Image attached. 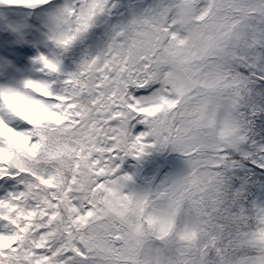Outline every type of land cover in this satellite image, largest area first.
<instances>
[{
    "label": "snow or ice",
    "instance_id": "obj_1",
    "mask_svg": "<svg viewBox=\"0 0 264 264\" xmlns=\"http://www.w3.org/2000/svg\"><path fill=\"white\" fill-rule=\"evenodd\" d=\"M52 0H0L7 9H36ZM110 0H76L54 17L52 42L57 59L41 54L35 63L48 79H6L0 84V264H87L85 249L74 239L80 217L91 205L88 193L119 176L130 160H140L147 126L138 112L147 107L155 87L130 82L123 71V56L110 43L90 56L75 71L65 72V54L86 37L98 17L107 13ZM14 22L9 20V25ZM11 37L0 33V64L11 77L25 49L9 47ZM17 42H22L17 38ZM264 52V42L261 44ZM6 58V59H4ZM13 63H9V62ZM254 98L243 109L244 121L236 130L234 147L223 153L231 162L229 181L241 207L264 219V203L254 204L253 191L240 173L236 159L241 146L255 180L264 181V143H254L251 128L264 107V55L246 68ZM44 113V115H41ZM18 122L19 127L9 123ZM115 172L116 177L111 173ZM243 175L244 179L237 177ZM259 187L264 188V184ZM264 242V232L260 234ZM249 264H264V257Z\"/></svg>",
    "mask_w": 264,
    "mask_h": 264
},
{
    "label": "rangeland",
    "instance_id": "obj_2",
    "mask_svg": "<svg viewBox=\"0 0 264 264\" xmlns=\"http://www.w3.org/2000/svg\"><path fill=\"white\" fill-rule=\"evenodd\" d=\"M189 1L194 6V14L191 17L192 23L190 21L191 24L189 23L186 28L181 24L178 5L181 2ZM75 2L52 0L51 4L36 9L0 7V33L11 37L8 41L9 47L21 48L27 51V54L22 56V62L14 64L11 77L5 75V67L0 64V84H3L6 79L16 84L25 79H48L47 76H44V73L39 71L41 65L35 63L36 57L41 54L47 57L51 54L52 59L59 57L60 53L57 57L55 56L56 52L52 51L56 45L50 38L55 27L54 17L66 5ZM124 4L135 5L134 20L120 16L122 10H127L128 5ZM110 5L107 11L108 14L98 17L94 24L98 27L99 25L101 27L102 24V29L108 34L109 39L105 38L103 34H99V38H96L92 33L88 34L86 42L77 43L70 53L65 54L66 58L63 59L62 64L63 70L72 72L84 59L92 56L95 53L91 48L93 44L99 45L103 52L110 43L114 48L119 44L123 46L124 43L118 42H120L119 39L122 40L123 37L125 39L126 36L131 42H127L128 54L126 56L128 57L126 63L132 62L135 69H138L142 55L153 56L156 58V62L162 55L161 62H149L144 65V71L148 79L145 85L140 86L147 87L155 80L161 79L159 87L152 85L157 91L146 108L151 114L157 116L159 114L164 116L162 111L167 112L169 106L176 104L180 107L178 100L182 96L178 95V85L172 77L180 62L184 65L183 60L178 58L179 46L181 51L183 45H179L176 41L177 35L182 33L180 29L189 33L192 30L195 33L193 27L204 22L198 28L196 36L202 35L205 29H210L209 32L212 38L208 39L206 44L211 45L212 52H217L224 49V43L219 37H222L224 33L230 35L235 32V36L238 38V32H248V29L252 28L250 26H253V24L243 22L245 20H241V18L246 19L248 15L255 17L259 15L260 10H264V0H110ZM10 19L14 22L11 25H9ZM113 19L117 23L115 26ZM105 22L109 28H107ZM258 34L262 36L264 33L260 31ZM17 38L22 42H17ZM103 42L109 43L102 45ZM159 51H161L160 55ZM116 55L118 56L117 53ZM9 63L13 62L10 61ZM212 66L211 63L201 62L187 67L190 73L200 72L205 74L195 81V84L204 85L210 80L209 87L213 89L206 92L207 95L200 100V103L197 98H194L192 105L196 106L199 103L200 109L198 116L191 124V133L187 135L186 127L190 124L185 118H175L171 115L172 119L169 118L172 122L169 120L171 126L168 138L162 139V135L159 134L151 141L154 145L150 146L145 139L150 138L148 135L152 131L147 128L146 135L140 145L143 149L140 160H136L138 163L135 160H130L124 166V172L132 175L133 178L116 177V173L113 172L111 175L116 177L115 179L107 180L88 193L87 202L91 207L80 217L73 236L74 241L85 249L84 259L87 260V264H146V252L155 250L152 246L156 241L159 250L164 249L168 241L169 250L166 251L169 253L171 251V236L174 234L173 237H175L178 230L184 224L187 226L188 223L189 226L186 228L184 226L180 232L188 244L176 248L177 251L180 248L179 253L181 254L177 255L178 260L173 263L184 264V261L192 258L183 255L192 251H196L195 257L198 255L197 244L195 247H193V244L191 246L194 237L189 227H192L196 232H201L206 237L209 236L208 229L222 223L223 219L220 216L211 214L214 210L217 211L220 208L215 206V189L207 179L212 173V168L205 170L204 176L201 175L195 178L191 174L203 163L213 164L214 166L219 163L218 168L221 163L215 157L222 152L221 144L226 145V143L234 142L235 132L240 127L234 115L235 111H233V108L240 103L239 96L233 95L231 97L227 92L223 93L215 90L216 88L221 89L223 85L227 87L226 89L231 90L236 83H222V80L229 75L228 70L225 69L224 65L215 63V71H212ZM36 74L37 78L32 77ZM248 80L249 78L246 79V81ZM168 87L177 92L170 93ZM190 91H200V88H192ZM192 97L193 92H189L187 100L189 108L191 107ZM194 97L197 96L194 94ZM219 103L226 104L229 109L223 108ZM180 113L183 116L184 111L180 110ZM187 117H191V113ZM9 123L19 127L18 122L14 119L10 118ZM163 130L161 128L160 132ZM161 144H163V148H160ZM233 146L235 145L231 144V147ZM225 148L227 149L229 146L226 145ZM217 149L221 150L216 151ZM168 151L170 165L169 170L164 171L167 166L165 165L166 161L162 162L161 155L163 153L167 154ZM153 165L154 168L151 173L145 176L143 173L147 172ZM225 165L222 163V167ZM137 170L138 174L135 175L134 173ZM205 184H207L208 193L212 194L209 196L210 200L207 191L204 193L203 185ZM136 193L142 198L140 203L145 197L146 200L147 197H150V201L155 200L149 212L156 214L154 218L159 221V227L153 234L152 232L149 233L147 237L144 231L147 214L139 215V220L136 216L132 217V194L135 195ZM125 199H129V213L123 212L124 207L122 208V205L125 204ZM205 201L209 203L208 206L205 205ZM98 218L101 219L100 222ZM228 219L236 222L241 220L239 216L230 214H228ZM117 221H120L123 226L122 230H118V234L126 237L130 242L132 239L134 240L135 244L132 242L131 248L127 245L118 247V245L109 244L115 236ZM239 239V241H244L246 245L251 243L244 234L242 240L241 237ZM254 243L259 249L264 248V242H261L260 238L255 240ZM204 254V256L211 257L212 261H219L222 257L221 254L216 253H213L214 256H212L211 252L207 250L204 251ZM161 255L153 252L149 254L147 262L153 260L158 263L164 260ZM260 257L264 256L242 257L240 260L242 264H249L251 259ZM197 259L200 260L198 257ZM223 263L226 262L223 261ZM204 264H206L205 260ZM226 264L230 263L227 262Z\"/></svg>",
    "mask_w": 264,
    "mask_h": 264
},
{
    "label": "trees",
    "instance_id": "obj_3",
    "mask_svg": "<svg viewBox=\"0 0 264 264\" xmlns=\"http://www.w3.org/2000/svg\"><path fill=\"white\" fill-rule=\"evenodd\" d=\"M108 14V12H107ZM129 15V13H128ZM128 19L131 16H126ZM248 18L251 19V23L254 26V31H255V35L260 31V27H264V13L259 14L255 17L249 16ZM130 20H132V17L130 18ZM106 23V22H105ZM101 24V22H100ZM113 24L114 26L117 25L115 19H113ZM107 28L108 25L106 23ZM104 28L106 29V27L104 26ZM93 34L96 38H99V34H103V36L105 38H108V34L102 29V24L101 27L99 25L98 26H94L88 34ZM87 34V35H88ZM86 35V36H87ZM88 39L87 37H85L84 39H82L80 42L78 43H84L86 42ZM120 42L118 43H124V45H116L115 48L118 50L116 53L118 54V56H123V63H124V67H125V60H126V55L128 54V43H131L129 38L125 36V39L123 37V39H119ZM191 40H187L184 43H182L183 47L180 51V46H179V52L180 53H185V55H187L188 57L191 56L190 51L192 52V56L195 55L196 53L194 51L197 50V48L195 47V50H192L191 47ZM262 42H264V38L262 37H255L254 40L251 42V44L249 45V47L245 50L244 53L241 54L240 58H238L240 60V62H233V65L236 66L237 68V73L234 74L235 75H239V77L235 80L236 85L234 87V90H240V89H244L245 92V96L242 100V102L239 104V107L237 108L236 111V117L238 119V122L241 126V124L244 121V114H243V109L244 107L248 104V102L254 98V90L251 89L250 87V82L249 80L245 82H243V80L248 77L247 72H246V68L249 66H254L255 63L259 60V58L264 55V52L261 51V44ZM109 42H103L102 45L108 44ZM231 44H232V40H231ZM92 50L95 52L92 54V56L98 55L102 52L101 48L99 45L97 44H93L92 45ZM58 53H60V49H58ZM123 67V68H124ZM76 70V69H75ZM73 70V71H75ZM67 72H71L69 70H67ZM174 78V80L180 79V68L177 69V71L173 74L172 76ZM169 79V78H168ZM168 79H164V80H168ZM240 80L245 83L244 87L241 86L240 84ZM156 81V87L160 86V81L161 79H157ZM248 88V89H246ZM238 92L239 95L242 93V91H235ZM261 97V93L260 92H256L255 94V98H256V103L258 107H264V104L261 103L260 100ZM41 115H44V113H41ZM162 127L164 128L163 132L164 134H168L169 133V128L166 125H162ZM251 132L253 135V140L254 143H264V115L261 114H257L256 117L253 120V126L251 128ZM154 134H152L153 136ZM154 145L153 143L150 144V146ZM247 146V145H246ZM247 148L250 150V146H247ZM136 163H138L135 160ZM226 165L225 167L218 169V171H224V170H230L231 168V162L229 161V159L227 158L226 160ZM208 170L206 167H202L201 169H199L200 173L203 175L204 171ZM135 175L138 174V170L134 173ZM210 199V197H208ZM214 200H222L218 197V195L216 194V197L214 198ZM219 204H221L219 202ZM125 206H129V199H125V204L122 205V208ZM242 209V212L239 211L238 212V216L239 218H241L240 222H236V221H227L226 219L222 221V223L218 224L217 226L213 227V231L215 233V238L217 240L216 244H212L211 241H208L206 243L207 246V250L211 251V252H216L219 248L220 245H222V247L224 248L225 252L227 254L230 255H235L236 251L238 250V247L235 245L234 242H229V239H232L234 237H236L237 234H246V237L248 239V241H250V244L245 245L243 249L245 250V252H248L247 255L248 256H254V255H264V249L260 250L257 246L256 243H254V241L256 240V238H258L260 235L259 233L262 231V229H264V219H261L260 217H258L256 215V213L252 210H246V209ZM218 214L220 216H223V209L220 208L218 211ZM240 223V224H239ZM259 232V233H258ZM202 240L199 242V246L201 244ZM240 250V248H239ZM200 254H203L202 252ZM201 256V255H200Z\"/></svg>",
    "mask_w": 264,
    "mask_h": 264
},
{
    "label": "water",
    "instance_id": "obj_4",
    "mask_svg": "<svg viewBox=\"0 0 264 264\" xmlns=\"http://www.w3.org/2000/svg\"><path fill=\"white\" fill-rule=\"evenodd\" d=\"M192 12V7L190 4L185 3V4H181L180 5V13H181V17H182V23L183 24H187L189 17L191 15Z\"/></svg>",
    "mask_w": 264,
    "mask_h": 264
},
{
    "label": "bare ground",
    "instance_id": "obj_5",
    "mask_svg": "<svg viewBox=\"0 0 264 264\" xmlns=\"http://www.w3.org/2000/svg\"><path fill=\"white\" fill-rule=\"evenodd\" d=\"M151 173V171H147V176L149 175ZM155 200H152V201H150L151 203H152V207H153V205H154V202ZM178 238V237H177ZM184 241V240H183Z\"/></svg>",
    "mask_w": 264,
    "mask_h": 264
}]
</instances>
